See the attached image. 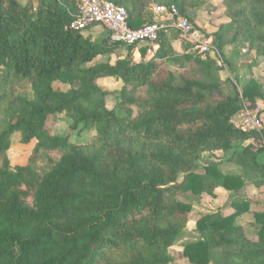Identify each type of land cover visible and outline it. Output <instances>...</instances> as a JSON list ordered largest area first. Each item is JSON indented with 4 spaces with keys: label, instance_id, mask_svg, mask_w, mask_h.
Segmentation results:
<instances>
[{
    "label": "trees",
    "instance_id": "1",
    "mask_svg": "<svg viewBox=\"0 0 264 264\" xmlns=\"http://www.w3.org/2000/svg\"><path fill=\"white\" fill-rule=\"evenodd\" d=\"M107 1L125 8L131 28L153 23L152 4L175 7L192 22L189 13L207 3ZM222 3L229 22L214 38L220 58L226 62L224 47L242 43L264 59V0ZM78 6L0 0V264H174L169 250L192 210L180 194L216 200L217 190L236 197L247 181L264 187V130L244 134L230 122L242 100H264V86L250 78L242 92L223 97L217 62L188 44L178 54L175 33L161 35L153 57L144 59L143 46L135 61L134 47L125 46L126 56L98 62L122 45L69 30ZM107 78L123 84L115 110L98 85ZM60 115L71 132H95L94 139L54 135ZM16 133L23 145H36L26 165L12 168ZM215 152L229 155L241 174L203 162ZM231 206L230 214L198 220L199 239L183 247L187 264H264V207L252 210L246 198ZM245 213L254 221L238 225Z\"/></svg>",
    "mask_w": 264,
    "mask_h": 264
},
{
    "label": "rangeland",
    "instance_id": "2",
    "mask_svg": "<svg viewBox=\"0 0 264 264\" xmlns=\"http://www.w3.org/2000/svg\"><path fill=\"white\" fill-rule=\"evenodd\" d=\"M20 4L25 5L26 0H18ZM192 22L196 25H200L203 29L202 32L208 34L216 38V34L218 28L222 24H226L229 22L228 17L225 15V10L223 7L222 0H207V3L204 7L200 8L198 12L194 14H189ZM199 22V23H198ZM86 37L91 38L93 41H101L103 38H107L108 34L106 33L105 37H102V33H92V29L86 30L83 32ZM93 34V35H92ZM99 34V35H96ZM96 36V37H95ZM95 37V38H93ZM174 46L178 50V54H182V50L179 46L183 44L179 42V39H173ZM118 53L112 56H105L98 62L102 61H111L115 62L117 58L124 57L127 55V49L125 46H121ZM224 58L226 62H224L221 58L218 59L217 66L220 69V77L223 80V97H228L234 95L235 89L242 92V89L246 82L250 78H254L258 82H260L264 86V59L258 58L255 53H251L248 50V46L246 44H238V45H227L223 50ZM169 67L175 70L174 65L169 64ZM98 85L104 91L110 93V95L106 99L107 107L110 110H115L119 103V92L122 89V82L116 78H107L101 79L98 81ZM55 89L60 88L62 90H67L68 87L60 86L55 84ZM215 100H219V97H215ZM260 103V107L262 108V114L264 116V100H257ZM246 101H241V107ZM71 122L67 118L66 115H60L58 117V124L54 131V135L59 137L70 136V140L73 143H80L86 141H92L94 139L95 132H87L83 133L71 132L70 131ZM264 146V139L261 142ZM36 145V141H33L29 145H23L21 142V135L16 133L11 138V148L8 151V158L10 160V164L12 168L16 166H24L28 163L31 151ZM248 145L247 142H238L235 144L237 149H243ZM229 155L223 154L222 152H215L212 154L206 153L203 156L204 160H216L221 162L223 171L226 174L230 175H238L241 174V168L234 164H228L227 159ZM202 161L199 164V168L197 171L199 173L202 172V167L204 165ZM258 162L260 164H264V152L258 158ZM252 183L247 181V184L243 190L244 196L247 197V201L251 204L253 208L257 206H264V187L255 188L252 187ZM257 189V190H256ZM249 195H246L247 193ZM219 198L216 200H211L208 197H198L193 195L192 193L180 194L179 199L183 202L190 203L192 205V210L189 215V223L185 229V232L182 236H180L174 243V245L170 248V254L174 258V264H187V260L183 256V247L185 244L195 242L199 239L200 233L197 230V222L201 219V217L215 214V213H227L232 210L231 203L236 202L238 199L242 198L240 195L233 197L229 193L224 192L223 190L217 191ZM253 215L246 214L240 216L237 219L238 225L245 226L252 222ZM116 257V256H115Z\"/></svg>",
    "mask_w": 264,
    "mask_h": 264
},
{
    "label": "built area",
    "instance_id": "3",
    "mask_svg": "<svg viewBox=\"0 0 264 264\" xmlns=\"http://www.w3.org/2000/svg\"><path fill=\"white\" fill-rule=\"evenodd\" d=\"M78 9L77 16L67 27L69 30L84 32L97 26L102 27L108 34L110 45L133 46L138 51L142 46H147V58L154 56L162 34L170 36L173 33L182 41L180 43L191 46L193 52H198L204 57L209 56L215 61L220 58L214 37L202 32L175 7L152 4L153 23L139 28L129 26L125 8L107 0H79ZM261 109L258 101L255 106L249 102L244 103L230 122L235 130L244 134L261 133L264 130Z\"/></svg>",
    "mask_w": 264,
    "mask_h": 264
},
{
    "label": "crops",
    "instance_id": "4",
    "mask_svg": "<svg viewBox=\"0 0 264 264\" xmlns=\"http://www.w3.org/2000/svg\"><path fill=\"white\" fill-rule=\"evenodd\" d=\"M199 11V10H198ZM198 11H194V12H190L191 14H194V13H196V12H198ZM189 13V14H190ZM190 18V17H189ZM191 19V18H190ZM199 23V22H198ZM201 30L203 29L200 25H197ZM203 31V30H202ZM102 33V37H105L106 36V31L102 28V27H99V26H97V27H94V28H92V33ZM93 35V34H92ZM96 35H99V34H96ZM208 35V34H207ZM96 37V36H95ZM95 37H93V38H95ZM94 40V39H93ZM143 47V46H142ZM179 48L182 50V52H183V48H182V46H179ZM226 47H224V49H225ZM177 49V48H176ZM223 49V50H224ZM141 50V49H140ZM178 51V50H177ZM132 58L134 59H143V56H142V50L141 51H138V50H133V52H132ZM147 57H146V55L144 56V59H146ZM259 103H262V102H259ZM264 104V103H263ZM239 175V174H238ZM247 184V183H246ZM252 185V187H255V185H253V184H251ZM255 188H257V187H255ZM219 190H221V189H219ZM244 190V189H243ZM257 190V189H256ZM218 191V190H217ZM225 192V191H224ZM244 193L245 192H241L240 194L242 195V196H240V197H242V198H240V199H243V195H244ZM247 193V192H246ZM218 194V193H217ZM239 194V195H240ZM246 195H249L248 193L246 194ZM219 196V195H218ZM206 197V196H205ZM244 198H246L247 199V197L246 196H244ZM210 199V198H209ZM212 200V199H211ZM230 207V206H229ZM259 207H264V206H257V207H255V208H253L252 206H251V209L252 210H254V209H257V208H259ZM231 208H232V210L230 211V212H227V213H222V214H225V215H227V214H230V213H232L233 211H234V208L231 206ZM246 214H248V213H245L244 215H246ZM249 214H252V213H249ZM253 215V214H252ZM243 216V215H242ZM254 221V216H253V220H252V222ZM252 222H249V223H252Z\"/></svg>",
    "mask_w": 264,
    "mask_h": 264
}]
</instances>
